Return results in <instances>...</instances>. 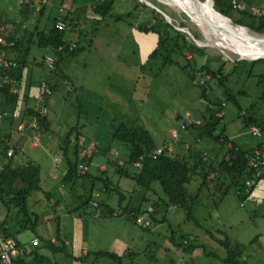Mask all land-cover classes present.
<instances>
[{
  "label": "rangeland",
  "instance_id": "obj_1",
  "mask_svg": "<svg viewBox=\"0 0 264 264\" xmlns=\"http://www.w3.org/2000/svg\"><path fill=\"white\" fill-rule=\"evenodd\" d=\"M73 1H65L66 4L64 3L59 13L62 16L69 14L74 20L67 27L66 38L71 41L72 49L79 43L77 48L80 50L66 58L50 77L46 68L48 66L45 67L43 63L45 51L35 48L28 57L29 64L36 61L33 64L34 71L27 67L23 73L28 69L32 72L31 76H35L30 78L31 85H26L25 76L15 86L6 87L0 82V135L9 134V140L0 144V153L7 146L6 155L16 165L28 162L37 165L39 162L41 171L46 168L47 173L52 171L54 178H58L50 181L53 198L49 201L42 197L43 200L37 201L38 195L43 196L45 193L43 185L46 183H42L41 177L42 191L33 192L29 196L30 209L40 216L52 219L60 216L61 211L65 214L67 209H73L74 215L87 219L82 226L85 234L83 242L85 247H89L90 254L82 264H224L221 259L225 257V249L218 240H224L226 236L241 246H247L240 258L242 264H264V200L256 201L253 196L255 188L247 201H243L231 190L218 206H214L204 189L193 210L200 226L187 221L183 210L171 207L167 211H159L149 225L139 227L133 219H125L123 214L127 206L135 205L140 200L141 192L132 180L121 178L117 173L118 166L128 161L130 149L129 146L117 145L112 140L117 124L124 121L128 125L132 123L133 128L140 127L148 131L156 145L164 144L157 147L153 154L166 149L170 156L182 157L199 147L206 159H220L226 147L222 148L220 144L207 138L199 143L200 133L197 129L188 130L181 126L186 121L206 128L205 118H209L206 112L213 110L211 115L220 121L216 134L224 131L228 138L231 137L230 134L239 135L240 139L234 140L239 148L248 151L255 147L251 155L264 159V132L261 129L260 136H256L251 129L260 127L252 126L249 129L244 124V118L249 117L257 119L259 123L264 121V58H245L240 51L230 46L224 48L222 43L215 42L217 37L211 29L201 30L195 20L165 0ZM246 1L250 5L249 12L257 17L264 15V0ZM56 2L59 3L60 0ZM110 2L113 3L112 10L98 25L93 18H100L99 14L96 17L91 7H106ZM25 4H30L34 15H38L43 8L41 0H0V16L18 20L20 7ZM51 5V1L47 2L48 11ZM142 5L156 9L166 23H173L177 30L185 34L187 41L205 48L206 57L201 64L217 74V77L200 74L196 71L194 62L187 66L186 60L179 58L177 50L173 52L172 58L174 61L180 60L181 66L187 67L186 71L178 66L162 67V62H158L151 68L147 65L141 72L137 64V49L141 45L144 50L149 48L145 43L140 45L138 41L134 45L131 29L143 22L138 16ZM228 7L223 9L228 18L245 26L249 24L247 16L233 9L232 5ZM132 12L133 17L124 21L116 20L117 16ZM47 13L49 12L46 10L42 24L48 16L57 14L58 10H51L49 15ZM147 13L146 11L145 14ZM74 22L78 24L76 28L73 27ZM221 22L228 30H237L226 21ZM97 26L98 30L95 32ZM242 28L244 29L239 30L264 39V33ZM12 29L13 26L1 25L0 39L5 40ZM53 68L55 66L49 69ZM220 69L222 74H218ZM125 74L133 79L138 76L131 91L130 114L122 117L118 115L121 113L120 109H113V87L118 82V89L125 88L121 82ZM219 76L221 80L225 76V86L235 96L239 108L231 100H226L222 92L223 86L219 85ZM195 82L204 88H199ZM51 83L54 88L49 97L47 115L53 122L51 121L48 131L42 132L35 120L31 122L35 129L28 131L30 133L22 130L24 123L31 120H22V102H19L21 106L14 109V106L5 101L3 92L16 97L18 95L25 98L27 95L34 106L33 96L37 94V89L46 86L51 88ZM203 92L208 100L203 98ZM108 98L111 100L107 102ZM219 102L222 103L220 108L216 107ZM133 114L138 116L136 121L135 117L132 118ZM75 127L78 129L72 132ZM180 127L186 132L181 131ZM70 131L71 136L68 135ZM78 133L81 134L80 140L75 141ZM22 134L27 138L19 145L17 141ZM14 145L19 146V153L14 152ZM76 157L79 161L76 168L79 180L75 186H64L62 180L67 172L68 162H75ZM2 169L3 162L0 160V171ZM41 171V176L44 177L45 174ZM210 178H213V174ZM261 181L264 183V180ZM199 183L200 180L194 183L192 193H195ZM154 188L163 197L158 183L154 184ZM210 190L215 192L212 187ZM122 194L123 201L120 200ZM152 200H156L154 196ZM149 207L145 205L144 209ZM52 208L58 209L56 215L51 212ZM68 237L72 238L71 235ZM252 241V245H249ZM120 243L124 246L120 245V250L114 252L116 245ZM67 250L72 253L71 247H67ZM96 252L110 253L115 258L103 256L95 260L92 253ZM64 264L72 262L66 259Z\"/></svg>",
  "mask_w": 264,
  "mask_h": 264
},
{
  "label": "trees",
  "instance_id": "obj_2",
  "mask_svg": "<svg viewBox=\"0 0 264 264\" xmlns=\"http://www.w3.org/2000/svg\"><path fill=\"white\" fill-rule=\"evenodd\" d=\"M49 1H51L52 5L48 11L47 2ZM55 1L56 0H46V3L42 4L43 8L39 11L38 15H34V10L30 9V4H25L20 7V17L18 20L14 21L7 16H0V26H13L11 34L5 37L6 44L4 46L0 45V53L4 54V58L9 63L8 67H4L0 64V76H6L11 80L6 87L15 86L19 82L21 83L24 69L33 66L36 62L34 61V63L30 64L28 62V57L32 54L33 49H43L45 51L44 60L47 56L54 58L55 68L51 70L46 67L43 60L44 66L47 68L50 77L53 76L54 72L56 73L61 63H63L66 58L75 55L80 50V48H77L79 43H77L75 49H72L71 41L66 38L67 27L72 25L74 21L70 18L69 14L62 16L61 13L58 12L55 15L48 16L42 24V18L44 17L46 10L50 13L53 9H62L64 3L66 4L67 2V0H60L59 3H55ZM98 1L103 2V0ZM229 5H231V0H214V8L226 17L228 16L223 12V9H227ZM112 6L113 3L110 2L106 7H91V10L96 14V17L97 14H99L98 17L100 18H93L98 25L104 21L106 14L112 10ZM142 6L140 13H144L140 14L138 12V16L140 17V21L143 22L137 24L135 27L132 26V40L134 45H136L137 43L133 37L134 32L152 36L155 41V46L150 49L149 52H145L146 49L144 50V54L146 53V55H144L143 59L141 58L140 49L136 46L138 48L136 49L139 57L137 64L140 66L141 72L144 71V68L147 65L151 68L152 65L158 62H162V67L178 66L183 71H186L187 67H182L180 60L174 61L172 58L173 52L177 50L179 52V58L185 59L187 66H190L194 62L197 66L196 71L200 74H210L214 78L217 77V74L201 64L203 58L206 57L205 48H201L193 42L187 41L185 34L177 30L173 23H166L165 19L159 16L156 9L150 8L146 5ZM246 6L247 11L238 12L248 17L249 24L245 26L240 23H234L241 27L249 28L252 32L259 34L264 33V15L257 17L253 12H249L248 5ZM146 11L148 12L147 14H145ZM49 13L47 14L49 15ZM133 16L134 12L125 16H117L116 20L124 21ZM60 19L66 25L64 31H59L56 28V23ZM24 23L27 26H25ZM77 25L78 24L74 22L73 27L76 28ZM97 30L98 26L96 27L95 32H97ZM195 39L198 40L197 37H195ZM180 40H182V44H180ZM11 42H13V45H10ZM188 55L190 56L189 59L187 58ZM221 69L218 74H222ZM223 77L224 80H221L220 76L218 78L219 85L223 86L222 92L224 93L226 100H231L239 108L235 96H233L231 91L226 88V78L225 76ZM193 79L194 78H192V83L194 81ZM12 81H15V84H12ZM50 86V94L46 98L47 109L49 97L51 96L54 84L51 83ZM197 86L202 89L204 88L200 85ZM38 91L39 90L37 89V93ZM3 93L6 97H4L5 101L10 103L9 105L14 106V109L21 106L19 105V102H22V120L27 118L31 120L29 125L25 124L24 131L28 132L33 130L30 126L33 120H35L38 128L42 132L48 131L52 120L50 121L48 115L43 116L42 113L37 111V94L33 96L35 101L33 106L27 99V95L24 98L19 97L18 95L17 97L12 96L7 92ZM202 95L204 99H207L205 92H203ZM220 106L222 107L221 102L216 105V107L219 108ZM211 113H213V110H208L206 112L207 117H209L208 119L205 118L207 121H205L206 128L195 126L194 123L189 124L186 121L181 126L183 129L185 128L188 130L197 129L200 133L199 143L203 138H207L220 144L222 148L226 147L221 158L213 160L206 159L204 157V152H202L199 147L190 150L189 154L182 157L174 158L168 154L166 149L162 150L159 155L153 156L152 154L157 149V145L148 131L140 127L133 128V125H131L132 123L128 125L124 123V121L117 124L112 135L113 143L115 142L117 145H127L130 149L128 161L121 166H118L117 173L121 178L132 180L141 192L140 200L135 205H129L125 208V213L123 214L125 219H133L135 223V220L141 216V214L146 212L147 208L144 209V206L149 205L154 212V214L150 213L153 222L159 211H162V209L167 211L169 208L174 207L181 209L186 213L187 221L194 222L196 226H200L198 220L193 215V210L195 205L199 202V197L204 189L208 192V197L212 199L214 206H218L231 190H234L243 201H247L248 196L254 190L253 188H248L247 183L254 181L257 184L261 180H264V170L258 168L260 170L259 172L258 169L254 168L251 164V158L254 157V155H251L253 150L246 151L239 148L228 138V136H226L224 131L216 134V128L220 121L216 119L213 114L211 115ZM244 124L249 129H251L252 126H259V130L262 129L261 131L264 132V125L258 123L257 119L253 117H249L248 119L244 118ZM77 129V127L73 128L72 132ZM180 129L183 131L181 127ZM72 132L70 131L68 135L71 136ZM183 132L186 131L184 130ZM80 137L81 134L78 133L75 141H79ZM26 138L27 137L22 134L17 143L19 142L20 145V143H23ZM4 139H6V141ZM7 140H9V134L0 135L1 145L5 144ZM7 150L8 147L6 146L5 150L0 153V160L3 162V169L0 171V235L6 239L10 238L15 240L21 248H25L26 246L21 245L17 240V236L28 230L36 234V228L40 223V218L37 213L30 209L28 198L33 192L42 191L40 185L41 173L40 168L33 163L28 162L24 165H16V163H13L12 159L8 158L6 155ZM14 152H20L18 145H14ZM64 154L66 156V152ZM75 155L77 156V153ZM78 162V157L75 158V162H68V169L62 180L64 186H75L79 180L76 173ZM211 174H213V178H210ZM197 180H200V183L197 185L195 193H192L191 188ZM155 183L159 184L163 197L159 196L158 191L154 188ZM211 187L215 192L210 190ZM44 194L46 196L49 195L47 192ZM151 195H153L156 200H152L153 196ZM120 200H124L123 194L121 195ZM36 239L38 240V243L30 249V255L34 254L36 256L39 253L40 246H43L42 248L48 246L53 253L64 251L67 255L72 257L71 254L68 253L66 246H64L65 244L56 247L50 241L44 243L45 240L38 238V236ZM254 241L250 242L249 245H252ZM218 242L225 249V257L221 259L222 263L242 264L240 258L246 251L247 246H241L240 244L231 241L227 236L224 240H218ZM92 254L95 260L96 258L103 256L113 259L115 258V255L106 252H96ZM87 257L88 256H84L78 260L83 261L86 260ZM41 259H44V261L46 260L42 257ZM47 262L50 263L48 260ZM13 263L25 264L24 259H21L20 256H17V258L13 260Z\"/></svg>",
  "mask_w": 264,
  "mask_h": 264
},
{
  "label": "crops",
  "instance_id": "obj_3",
  "mask_svg": "<svg viewBox=\"0 0 264 264\" xmlns=\"http://www.w3.org/2000/svg\"><path fill=\"white\" fill-rule=\"evenodd\" d=\"M201 1H203V0H201ZM239 1H242L243 3H245L246 5H248V7L250 6L248 4V1H246V0H239ZM133 34H134L133 37H134V40L136 41V43H137V41L140 45H141V43H145V45L149 48V50H145V52H147V51L149 52L150 49H152L151 45L153 47L155 46L154 45L155 41H154V38L152 36L142 35V34H138L136 32H134ZM140 54H141L142 59H143L144 55H146V53L144 54V48L142 47V45L140 47ZM28 68H31L34 71L33 66H31V67L29 66ZM112 73H114V71ZM31 74H32V72L28 71V69H26L25 74H23V76L26 77L25 83L28 86L32 84L30 78L35 77V76H31ZM137 76H135L133 79L129 75L125 74V78H123L124 80H121L122 85H125V88L123 90L118 89V82H116L114 84L113 92L115 94H113V106H114L113 109H120L119 111L121 113L118 115H121L122 117H126L128 115V113L130 114L129 109H130V103H131V97H132L131 91L133 90V86L135 85V82L137 80V78H136ZM110 100L111 99L108 98L107 102ZM133 117H135V119H136V117H138V116L133 114L132 118ZM52 122H53V120H52ZM260 123H262V125H264V121H260ZM4 125H5V123H4ZM230 136L231 137L229 139L232 142H234V140L239 138V135L230 134ZM163 145L164 144H160V145L157 144V147L159 148L160 146H163ZM254 148H252L250 150H253ZM106 149L108 150L109 148H106ZM109 150H112V149L110 148ZM36 164L40 168L41 163L37 162ZM58 169L62 170V167L58 166ZM40 171H41V168H40ZM41 172L45 174L44 177L41 176L42 177V183L43 182H44V184L46 183L45 185H43L44 191L48 192L49 195L45 196L43 194V196H41L39 194L37 201L43 200V199H41L42 197H44V199H48L50 201L53 198V195H52L53 193L51 192V186L52 185H51L50 181L51 180H57L58 178L57 177H56V179L54 178L55 174L52 171L47 173L46 168H44V170ZM63 173H65L64 170H63ZM64 190H65V188H64ZM66 194H67V192L64 195L66 196ZM253 196L256 198V201L260 200L262 202L264 200V183H263V181H260L257 184V186L255 187V190L253 192ZM73 211H74L73 209L72 210L67 209L65 214H63V211H61L60 216H55L54 219H52L48 216H46V217H43L42 215L40 216L39 213L37 212V214L39 215V218H40V223H39L38 227L36 228V234H35L36 237L38 236V238L45 240L44 243H47L48 241H50L56 247L61 246L62 244H65L64 246H66V249H67V247L68 248L71 247L72 253H70V254L72 257L65 254L64 251L53 253L51 251V248H49L48 246H46L44 248H42L43 246H40V250H39L38 255H36V256L34 254L30 255L29 251L33 246L28 244V245H23L26 247L22 248L23 253L18 255V256H20L21 259H24L25 264H64V261H66V259H68V261L70 260V262H72V264H82L83 263L84 260L79 261L78 259H80L84 256H88L90 254L89 247H85L84 242H83V240L85 238L84 237L85 234H84V231L82 230V226H83V221L87 222V219L77 217L76 215H74L72 213ZM33 212H35V211H33ZM51 212H53V214L56 215L58 213V209L52 208ZM57 233H58V236H57ZM70 235L72 238L68 239L69 238L68 236H70ZM120 245H123V244L122 243L117 244L115 249H114V252H117L120 250V248H121V247H119ZM126 246H127V244L125 245V247ZM26 251H27V254H26ZM41 257L45 258L46 260L44 261V259H41ZM47 260L50 261V263H48Z\"/></svg>",
  "mask_w": 264,
  "mask_h": 264
},
{
  "label": "built area",
  "instance_id": "obj_4",
  "mask_svg": "<svg viewBox=\"0 0 264 264\" xmlns=\"http://www.w3.org/2000/svg\"><path fill=\"white\" fill-rule=\"evenodd\" d=\"M43 4L46 3V0H42ZM232 8L240 11V12H245L247 11V6L240 2L239 0H232L231 2ZM58 12H61V9L58 10ZM56 28L59 31H64L66 29V25L65 23L60 19L57 21L56 23ZM6 44L5 40L0 39V45L4 46ZM44 63L46 66H48L49 68L53 67L55 64V60L54 58H52L51 56H47L45 57ZM0 64H2L4 67H8L9 63L8 61L4 58V54L0 53ZM0 82L4 83L5 85L9 84L11 82V80L6 77V76H0ZM13 82V81H12ZM197 83L195 82V85ZM200 85V84H197ZM50 94V90L48 88V86L46 87H41L40 90L37 93V98H36V106H37V111H39L40 113H42L43 116L47 115L48 109L46 106V98L47 96ZM38 97H40V99H38ZM30 122H27L26 124L29 125ZM36 123V122H35ZM32 125V123L30 124V126ZM37 125V123H36ZM35 126V125H34ZM38 127V126H37ZM31 128H33L31 126ZM25 129V123L23 125L22 130ZM35 129V128H33ZM38 129V128H37ZM251 132L256 135V136H260L261 132L259 129L257 128H252ZM162 151V150H161ZM161 151L155 152L154 154H152L153 156H157L161 153ZM257 155V154H256ZM251 164L253 165L254 168H262L264 170V159H262V157H253L251 158ZM258 171L260 172V170L258 169ZM258 184V183H257ZM254 181L248 182L247 186L248 188H255V186L257 185ZM251 194L248 196L247 200H249V198H251ZM150 213H153V210L151 207L146 209V212L139 216L136 220H135V224L137 226H143L144 224L149 225L150 222H152L151 220V216ZM38 243L37 239H34L31 242L32 246H36ZM22 248L19 246V244L13 240V239H6L3 236L0 235V264H14L13 260L17 258V256L19 254H22Z\"/></svg>",
  "mask_w": 264,
  "mask_h": 264
},
{
  "label": "bare ground",
  "instance_id": "obj_5",
  "mask_svg": "<svg viewBox=\"0 0 264 264\" xmlns=\"http://www.w3.org/2000/svg\"><path fill=\"white\" fill-rule=\"evenodd\" d=\"M168 4L177 7L178 10L183 11L186 13L192 20H195L197 24L200 26L201 30L205 28H210L207 22L198 17L197 12L194 10V7L191 5L189 0H165ZM207 9L211 10V3L208 2L206 4ZM216 16V15H213ZM217 17V16H216ZM218 20L222 19V21H226L231 27H234L229 21L225 20L224 18L217 17ZM224 26V25H223ZM229 29V28H227ZM244 28H237V30H230L229 34H222L217 32L216 30H212V32L217 37L215 42L222 43L224 48H229V46L237 51H240L243 57L245 58H264V39L261 37H255L259 40H251L247 38L250 36L245 30H239ZM252 36V35H251Z\"/></svg>",
  "mask_w": 264,
  "mask_h": 264
},
{
  "label": "water",
  "instance_id": "obj_6",
  "mask_svg": "<svg viewBox=\"0 0 264 264\" xmlns=\"http://www.w3.org/2000/svg\"><path fill=\"white\" fill-rule=\"evenodd\" d=\"M191 5L194 7V10L197 12L198 17L204 19L207 24H209L210 28L213 30H216L217 32H220L222 34H229L230 30H228L225 26L222 24V20H218V16L220 18H224L225 20L229 21L234 27L236 28H242L241 26L235 24L230 18L222 15L219 13L216 9H214V2L213 0H189ZM210 2L211 3V10L207 9L206 4ZM216 15V16H213ZM247 38L251 40H259L255 38V36H248ZM259 60V59H258ZM36 238L35 234L28 230L25 231L17 236V240L20 242L22 245H31V242Z\"/></svg>",
  "mask_w": 264,
  "mask_h": 264
}]
</instances>
